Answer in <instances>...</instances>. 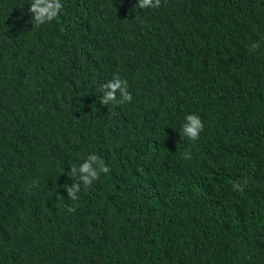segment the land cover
<instances>
[{
	"label": "trees",
	"instance_id": "1",
	"mask_svg": "<svg viewBox=\"0 0 264 264\" xmlns=\"http://www.w3.org/2000/svg\"><path fill=\"white\" fill-rule=\"evenodd\" d=\"M31 2L0 0V264H264V0Z\"/></svg>",
	"mask_w": 264,
	"mask_h": 264
},
{
	"label": "clouds",
	"instance_id": "2",
	"mask_svg": "<svg viewBox=\"0 0 264 264\" xmlns=\"http://www.w3.org/2000/svg\"><path fill=\"white\" fill-rule=\"evenodd\" d=\"M140 9L145 8H160V0H139L138 5ZM63 9L61 0H32L29 12L33 16L32 23L34 25H44L56 20ZM260 47L259 43L253 42L249 48L250 52H255ZM128 81L122 79L118 73H114L112 79L101 86L102 89H106L105 95L100 98V104L107 106L110 103L116 105H123L131 103L133 100L132 93L128 90ZM119 92L121 99H116V93ZM185 122L182 125V135L189 140L196 141L200 133L204 129V124L201 118L196 114H189L185 116ZM185 158H190L187 154ZM110 168L105 164V161L95 153L89 154L83 163L78 166L73 164L70 166V171L67 172L69 178L74 183L71 188L67 185L63 187L67 190L68 198L76 201L78 199L77 193L81 191V183L85 189L92 186L93 182L98 180L101 173L108 174ZM234 190L243 191V187L235 183L233 185ZM69 212H74V207H68Z\"/></svg>",
	"mask_w": 264,
	"mask_h": 264
}]
</instances>
